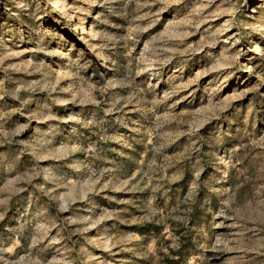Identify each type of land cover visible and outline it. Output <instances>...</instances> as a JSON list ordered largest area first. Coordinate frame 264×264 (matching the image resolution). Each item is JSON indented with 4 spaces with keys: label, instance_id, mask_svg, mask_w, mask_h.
<instances>
[{
    "label": "rangeland",
    "instance_id": "rangeland-1",
    "mask_svg": "<svg viewBox=\"0 0 264 264\" xmlns=\"http://www.w3.org/2000/svg\"><path fill=\"white\" fill-rule=\"evenodd\" d=\"M0 264H264V0H0Z\"/></svg>",
    "mask_w": 264,
    "mask_h": 264
}]
</instances>
